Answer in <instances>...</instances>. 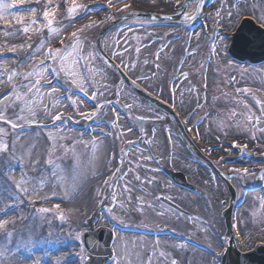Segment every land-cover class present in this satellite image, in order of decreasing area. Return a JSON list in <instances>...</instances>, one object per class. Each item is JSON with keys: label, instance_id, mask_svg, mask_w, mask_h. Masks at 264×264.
I'll return each mask as SVG.
<instances>
[{"label": "rangeland", "instance_id": "rangeland-1", "mask_svg": "<svg viewBox=\"0 0 264 264\" xmlns=\"http://www.w3.org/2000/svg\"><path fill=\"white\" fill-rule=\"evenodd\" d=\"M44 1L45 0H4L5 3L9 4L15 2L17 4V7L8 9L7 13L3 14L4 19H0V73H3V75L0 76V79L4 81L3 84H0V95H6L8 92H10L12 90L13 84L20 85L26 83V81L19 77H15L12 82H9L7 80L8 74L13 69H16L17 72L31 71L34 67H36L38 61L45 60V67H47V72L41 79V83L45 85L43 88L56 89L57 97L62 99V101L60 102H52L53 104H56V107L50 106L49 112L41 113L40 116L42 117V120L36 117L35 120L37 121V123L35 124L30 125L26 121L15 120L16 115L21 114L19 111L20 107L18 108V111H14V113L12 111L9 112V110H13V108H9L6 112V116L9 119H12L14 122L19 123L21 127L14 130L10 125L4 122H0V127H4L6 130L5 134L3 135V139L6 143L9 144L10 148V151L4 153L2 159H0V168L3 169L6 175L0 178V202L9 199V193L8 195H6L7 191L10 192L11 196H14L12 202H14L16 199L19 200L18 204L20 205V208L22 210L29 201H32L33 204L37 206L36 213L34 214L32 219L26 217L30 220H27L26 218L25 220L27 222L31 221L29 223L31 225V228L33 230L35 229L38 232L37 235L32 233L31 236L28 237L30 238L29 243H26V240L28 239L27 238L25 239V244H22L20 242H16L13 244L11 242L13 236L19 233L21 229H10L3 240L0 241V264H59L60 262H66L70 259L78 261L82 260L80 250L82 232L86 229L82 225L85 222V217L79 219L77 210L80 209L83 201H88L86 196L83 194L84 187H86L88 183L96 179L95 175H99V170L101 171V173H104L101 170V165L104 162L106 163V155L109 145L111 144L109 136H107V138L105 136L99 137L95 141H93V137L87 133L82 136L83 133H79V131H77L80 130L79 128H77V126L75 129H73L77 133L73 132L72 141H54L53 138H55L58 134L52 135V138H49V133H52L48 131L50 128L44 127L41 124L43 123L42 121L44 118L46 119L52 117L56 112L63 113V115L73 114L71 113V111H69L68 101L69 103H72L69 97H71L72 100H77L78 105L76 104L75 106L77 109L81 110L79 114L83 113V109L85 108V104L82 106L83 101H85L84 96L88 95L86 92H90V89H94L95 91L99 90L100 93H103V95H99V99H111L113 101H117L116 95L114 94V92L117 91V89L114 88V83H117L115 74L110 69L108 70V68L103 64L99 65L96 63L100 67H98L97 65L91 66V58L93 57V55H95L94 39L98 30L102 28L106 23L116 18V13L113 12V7L116 6L119 2L125 0H112V4L110 7L106 6L108 4V0H78L79 3L77 5V14L74 18H70L67 13L68 8L73 6V0H55L54 2L48 3L47 5L43 4ZM47 1L49 2V0ZM131 1L135 3L133 10L142 9L146 11V9L151 6H170L174 0ZM262 1L263 0H254L253 2L250 1L246 4H241L240 7L233 8L232 5L239 3V0H215L214 2L209 4L208 9L216 18L215 21H219V18H221L223 24H228L231 26L237 19V17L241 14L258 13L260 17H264V8ZM83 3L92 5L96 4L98 6L94 7L90 12H84L82 11L81 7ZM229 7H231L232 10H230L231 8ZM32 9H35L34 13L32 12ZM45 9H47L49 12L55 13L52 19L54 21V27H56L57 24L60 25V27L58 25V29H60L58 35L50 37L49 30L47 28H43L42 32L36 31V28H40L46 23V21L43 19V12ZM218 10L220 12L219 16L216 15ZM229 11L233 13V16L231 18H229L227 14ZM14 16L23 17L24 24H29L33 19V16H35V18L38 20V24L34 28L30 29L27 34H24L19 31L23 25L17 23V21L13 18ZM89 25L91 26L89 27ZM80 29L83 30L78 31L77 34L82 39L80 41V44L76 48L75 54L70 58L68 63L71 64L72 60L78 61L79 58L85 59L88 67V74L90 76L89 77L87 75V80L91 85L88 86L84 83L78 61V63L76 64V72L79 73L80 77V79H78L80 81L78 82V84L84 85L86 89L82 92V94H77L76 92L72 91V87H74L77 91H81L80 88L71 83V78L65 71L59 70L60 65L58 63L45 58L43 50L36 52L34 58H29V53H32L35 46L37 45L36 47H38L42 41H46V43L44 44V49H47L49 47L52 49L65 47L70 43L71 36H69V32H77V30ZM5 30L9 32H13L15 30L16 34L5 36ZM115 30L112 31L115 32ZM172 32H175V28L172 30ZM140 33L148 37L150 41L158 39L155 41H161V45H164L166 43L167 37L170 38V36L166 35V33L159 27L152 28V30L150 31L140 30ZM110 35H112V33ZM189 36L193 37L194 34H190L185 29V27H182L181 34L179 35L178 33H175L173 34L172 38H180L183 42L181 48L187 50L188 47H185V44L187 43ZM59 38H62L65 44L61 47V44L59 43L56 47H54L53 44L57 42L56 40ZM120 43L121 42L117 41L116 37L109 39V41L106 42V50L108 54L115 58L131 76L136 79H140L150 88H156L157 90H154L153 88L152 89L155 91V93L162 96L164 87H166L165 83L167 74H171L173 79L176 77V73L175 71H173V67L171 65L172 60L167 67L165 65V62L163 60L161 61V54H156V52L153 51L150 53V56L147 59H150L149 62L145 64L144 61H142L143 64L139 63V68L137 66L131 67V64H138V61L135 60L134 62L132 59H130V57H126L125 54H123V52L125 53L126 50H122L120 48ZM29 44L32 45L31 48L28 47ZM223 44L224 41H221L220 38L203 40V42L201 43V47L195 49L197 53L206 49L204 52L200 53V56L197 57V61L199 58H202L203 66L201 67V65H198L197 67L196 65H194L192 67L187 65L188 69L183 72L186 73L187 76L185 77L182 73L180 77L183 81V85L186 84L185 88L188 89V91L191 90V95L190 93L189 97L186 95L188 97L187 104L191 105L195 100L194 92L198 88V86H200V83L204 82L203 76L205 71L207 70V80L206 82H204L207 87L206 89L201 88V91L205 94L206 98H208V101L212 103L213 106L215 101H231L232 103L234 102L236 107L230 111L229 118H231L235 110H241V108L238 106V103H242L246 100H260L258 93L253 94L254 98H249L245 95L239 96L238 94L234 93L230 87L231 74L233 73L234 75L239 77V79L242 78V81L244 82H256L259 85H264V65H262V68L260 66L257 70V68H250L244 64H239L232 61L227 56V54H225L223 50ZM12 45H24V47H17L16 51L13 52L10 50ZM213 45H215L216 48L215 52H213ZM81 49L82 51L84 50V53L82 52L80 55H77L79 52H81ZM68 51H71V49L69 48ZM114 53L119 55H114ZM163 57L167 58L166 56ZM25 60L26 63L22 64L21 61ZM121 60L123 61V64L121 63ZM49 61H51L50 67L47 65V62ZM123 65H129V67H124ZM157 65H159V67H157ZM164 66L165 68H163ZM147 67L153 68L154 72L152 73L156 77L152 75L150 71L145 72L143 70L147 69ZM54 69H56L57 71L56 75L54 74ZM133 69H139V71L135 73L136 71H133ZM99 71H103L104 74L108 77V84L107 81L101 80L103 78L99 75L101 74ZM139 72H142L140 73L141 76L139 75ZM199 72H201L202 80H200ZM144 74L150 75L145 76ZM53 76L57 78V81L54 86L50 87V85L48 86L46 82H50V78ZM141 77H146L147 79H141ZM21 91H26V89H21ZM118 92L120 93V90H118ZM122 93L124 94V92H121V94ZM47 98L50 101V98ZM44 99L42 101L43 105L48 106L47 103L45 104ZM118 99L120 102H123L120 95ZM144 104H146V102H144ZM138 107L139 109L148 111V109L144 108L142 105ZM156 111L159 114L158 117H160V119L164 118V115H162V111L157 109ZM135 112L140 117H148L144 116L145 114H143V112L134 109V113ZM23 114L27 115V112ZM115 115L116 113L114 114L112 108L107 106L102 110V112H100L98 118H94L96 119L94 121L96 127L101 129L100 125H102L104 122H106L107 127H109ZM117 116H119L118 112ZM149 117L157 118L152 116ZM63 121V123L65 124L64 126L71 129L66 122L67 120L64 119ZM80 124H83V122H81ZM228 124H231V120H228ZM77 125L80 126L79 124ZM163 126L165 127L166 125ZM210 126L212 128L218 127L216 122H211ZM59 129L61 128H54V132H61L59 131ZM239 133L245 134L247 133V131L244 130L240 131ZM94 135H96V133H94ZM115 135H117V137L115 136L116 139L121 140L126 137L130 138L134 135V133L129 132L126 134H121L119 130H116ZM223 136H229V134H222L210 139L206 138L205 141L208 142L209 140H213L215 138L220 139ZM82 137L84 138L82 139ZM121 144L122 143L119 142V145ZM59 149H61V153H57ZM129 156L126 155L125 158H128ZM230 156L231 155H228L226 156V158ZM59 158H63L65 160ZM49 160H52L51 164L48 163ZM55 160L56 163L54 165ZM33 162L37 163L34 164ZM94 165H96L95 168H93ZM132 165H134V163H132L131 161L129 163L125 162L123 164V170H128L127 172L123 171V173L119 176L118 184L115 188V198L118 193L120 197L121 194H123L126 198L129 197L128 195H130L131 197H129V200L132 201V207H135L137 210L143 209L142 212H144L145 215L142 216V221L144 223L153 222L154 229L157 228V225H161L162 228L171 226L174 229L177 228L182 232L187 231V228L192 226L196 231H191L190 233L188 232L189 234L184 238H190L200 244L203 243L206 246L213 248L212 250H215L218 247L217 243L214 244L211 242V239L214 238V231L219 227L218 225H216L218 220L220 222L222 221L219 217H217V205L214 209L215 218L213 217L212 207L214 206L213 203L215 201H212L214 196L210 188L205 187L200 190L208 196V200L204 197H198L196 199L198 205L193 206L194 204L190 205L189 202L187 203L188 196H190L188 192L184 194L180 191L174 190L177 189L176 187L171 186L167 188L164 186L165 183L164 185L159 184L158 181L154 178V174H152V172H149L153 175L152 180H147L146 177L143 176V174L139 175V169L144 168V164L136 170L138 171V175L134 173L131 176L130 167ZM181 168L187 170V167L185 166ZM227 168L232 169V171L233 169L241 170L239 172H233L243 177L246 183L259 182L261 180L258 179V173L260 169L258 171L246 174L242 171L243 169H246L245 166L241 168V166H239L238 164H234L227 166ZM154 170L155 172H158V169L156 167L154 168ZM7 174H11V176L9 177L13 180H10L9 177H7ZM137 176H139V179H137ZM22 177H24V179L27 181L26 183H22ZM7 179L9 183H5V180ZM18 179H20L19 182ZM130 182L132 187H128L129 192L127 193L125 192L124 186ZM10 183H12V185H9ZM16 183H22V187L26 188L27 191L25 192L17 190L15 188ZM139 183H143L145 185L148 184V186H150L151 188L148 189L146 188L148 186L144 187L141 184L139 185ZM159 187H163L165 195L159 193ZM148 190H151V192H148ZM261 190L263 191H261V193L258 195L250 194L246 198L243 205H240L241 207L239 206V208L237 209L239 229L237 239L238 242L236 241L237 246L238 244H242L244 246L247 244H251L253 241H255V239H264V206H262L260 199L264 197V188H262ZM153 192H158L156 197L155 193ZM140 193L143 195L142 199H144V202H142L141 200L135 202L134 196H140ZM152 193L154 194V196ZM163 196L164 198H169L170 200L175 202V204L180 206L181 209L188 211V214L194 213L192 218L188 219L184 217V219H179L178 216H181L183 214L166 206L162 202ZM154 198L155 201H153ZM209 199L211 201H209ZM181 200L182 202H180ZM94 201H97L96 197L91 200L92 203H94ZM107 203L112 205V203L110 202ZM113 204L115 206V199L113 201ZM55 205H59V208H55ZM147 205H151V207L149 206L150 208H148ZM119 207L120 209L113 208L114 213H112H117V221L115 220V215L108 214L109 209L112 210V208L110 207L107 210L106 216L103 215L100 218L103 226L112 229L113 226L111 225L110 221L113 222V220H115V222H117L118 224H126L131 223V221L135 219L134 216H131L130 219L125 218L124 215L129 214L128 211L123 209L122 204H120ZM0 208L3 207L0 206ZM41 209H48L49 211L45 212L41 211ZM205 210L207 213L205 212ZM198 212L202 215V217ZM75 213L77 214V219H75L74 217ZM4 216V213L0 212V219ZM61 216L63 218H61ZM210 218L213 221V225L209 223L210 220H207ZM22 231L25 230L23 229ZM71 235L76 236L77 238L80 236L79 239L76 238V241L78 242L77 244L80 245V249H78L75 254H72L71 252L69 253V250L74 249L75 247L74 246L73 248H71L70 246V243H72L70 241ZM1 236H4V233L1 234ZM129 238L132 240V243L134 245L140 243H137V238L133 236H130ZM184 238L182 239L183 241L172 240V238H170L171 242L168 240V242H170L168 243L164 240L159 239L158 236H154L152 237V240L143 239L144 241L140 244V246L149 249L160 248L163 250L162 247L168 243L169 249L171 251L173 249L174 253H176L179 258L176 257V259H173L171 257L170 260L168 256L162 257L165 258L164 260L167 262V264H171L172 260H176L178 264H200V261L204 264H211L210 256L206 259L205 255L207 254L204 253V251L196 248L189 243H186ZM115 247L116 257H114L112 264H117V260H119V264H145L143 263L144 259L142 255H140L138 258H133V260L137 262H121V258H123V256L119 255L120 250L118 248H120V246L118 245L117 241ZM48 249H50L51 251L48 252ZM203 253L205 254V260L201 256V254ZM159 255L161 254H157V252H155L154 250V256ZM163 264L166 263L163 262Z\"/></svg>", "mask_w": 264, "mask_h": 264}, {"label": "snow or ice", "instance_id": "snow-or-ice-1", "mask_svg": "<svg viewBox=\"0 0 264 264\" xmlns=\"http://www.w3.org/2000/svg\"><path fill=\"white\" fill-rule=\"evenodd\" d=\"M192 2H197L199 3V0H185V3L183 5H181L182 9H186L188 6H190V4ZM249 0H239V3L237 4H233L232 7L233 8H237L240 7L241 4H246L248 3ZM177 4H180V0H176ZM112 4V0H108V4L106 5L107 7H110ZM17 7V4L14 3H5L4 0H0V19H4L3 13L11 8H15ZM130 5L129 4H124L123 8L127 9L129 8ZM77 9L78 6L75 3V0H73V6L68 8L67 13L68 16L70 18H74L75 15L77 14ZM199 10V8H198ZM32 12H35V9H32ZM229 18H231L233 16V13L231 11H229L228 13ZM240 14V13H237ZM55 13L54 12H49L47 9L44 10L43 12V19L46 21V23L44 25H42L40 28H36L37 32H42L43 28H47L49 30V35L54 36V35H58L60 32V29L56 28L53 26L54 21L52 19V17H54ZM183 15L186 19H193L194 17L189 15L187 13V11H183ZM217 16L220 15L219 10L216 13ZM17 23L23 25L22 28L19 30L24 34H27L30 29L34 28L37 24H38V20L35 18V16H33V19L31 20V22L29 24H24L23 20L24 18L21 16H14L13 17ZM166 19H171V17H166ZM261 20H264V17H260ZM91 25H89L90 27ZM83 29L77 30V32H73L70 38V43L69 45L62 47V48H58V49H52V48H47L44 49V44L46 43V41H42L40 43V45L35 49L34 52L29 53V58H34L36 52H39L41 50L44 51V56L46 59L51 60L55 63H58L60 65L59 70L61 71H65L68 75L73 77V83H78V79H79V73L76 72V64L78 63V61L76 60H72L71 64L68 63V61L70 60L71 57H73V55L75 54L76 48L78 47V45L80 44L81 41V37L78 36V31H82ZM15 30L13 32H9L7 30L4 31V35L5 36H11V35H15ZM199 35V34H197ZM61 44H63V39H61ZM17 47L23 48L24 45H12L10 50L15 52ZM29 48L32 47L31 44L28 45ZM71 49V51H68V49ZM136 52H139L140 49L137 48L135 49ZM216 51L215 45H213V52ZM114 55H119L114 53ZM21 63H26L25 61H21ZM121 63L123 64V61L121 60ZM144 63H147V60L144 61ZM115 66V65H113ZM124 67H129V65H123ZM131 67H135V63L130 65ZM157 67H159V65H157ZM47 72V67H45V60H40L37 62L36 67L33 68V70L31 71H27V72H17L16 69H13L7 76V80L9 82H12L13 79L15 77H19L22 78L24 81H26V83L20 84V85H16L13 84L12 90L10 92H8L6 95H0V122H4L8 125L11 126L12 129H17L19 127H21V125L17 122H14L12 119H9L6 116V112L8 111L9 108H15L17 106V104L20 105L19 111H20V115H16L15 120L16 121H26L28 124H35L37 123V121L35 120V117L37 115L36 110H35V106L38 105L39 103H41L45 97V95H50L55 97L56 94V89H51L50 92L45 93L42 91L43 87L45 86L44 84L41 83V79L44 76V74ZM3 73H0V76H2ZM183 75L186 77L187 74L183 73ZM35 77V79H31ZM141 79H147L146 77H141ZM4 81L2 79H0V84H3ZM46 83H50V82H46ZM133 83H135V81H133ZM21 89H26V91H21ZM81 91H85V89L83 87L80 88ZM239 91V90H238ZM244 91L246 92H250V90L245 89ZM99 95H103V93H99ZM97 96L96 92H93L92 94V99L95 100ZM69 99L72 101V105L75 106L77 104V100H72L71 97H69ZM256 103L259 105V108L261 110V112H264V101H260V100H256ZM53 107H56V104L54 103L52 105ZM97 107H103V105H97ZM130 107V106H129ZM245 107H248V105H245ZM44 111L47 113L49 112L48 106L44 105ZM114 111V110H113ZM27 112V115H24L23 113ZM81 115H83V113H81ZM91 115H97V113L93 112ZM233 115H235V113H233ZM160 117H157V119H159ZM62 119V114L57 112L55 115L52 116V121L53 124H55L56 121L61 120ZM247 119L249 121L255 119L257 124H260L261 121L253 116H249L247 117ZM112 126L113 127H117V122L114 120L112 122ZM44 127H47V125H44ZM5 128L4 127H0V159H2V156L4 153H7L10 151L9 148V144L5 142V140L3 139V135L5 134ZM128 132H131V129H127ZM49 138H52V133H49ZM253 138H255L253 136ZM233 145L235 147H240L239 144H237L235 141H233ZM246 147V146H244ZM34 164L37 162H33ZM49 164L52 163V160L48 161ZM117 171H119V169H117ZM233 171L235 172H239L241 170L239 169H233ZM244 173H248V169H243L242 170ZM262 172H264V169H261ZM115 176V174H113ZM5 173L3 171L2 168H0V178L4 177ZM264 178V177H262ZM137 179H139V176H137ZM27 181L24 179V177H22V183H26ZM151 182V181H149ZM5 183H7V180H5ZM22 183H16L15 184V188L17 190L20 191H27L26 188L22 187ZM105 183H107V181H105ZM125 191H129L128 186L125 185L124 186ZM9 199H13V197L11 195H9L8 197ZM115 199V196L113 197ZM261 199V204L262 206H264V197L260 198ZM151 207V205H149ZM55 208H59V205H55ZM5 211V209L0 208V212ZM41 211H49L48 209H41ZM141 211H143V209H141ZM61 218H63L61 216ZM8 223V221L5 220H0V228H4L5 225ZM161 255H164V253H161ZM117 264H119V260H117ZM148 264H151V258L149 257L148 259ZM171 264H178V262L176 260H172Z\"/></svg>", "mask_w": 264, "mask_h": 264}, {"label": "bare ground", "instance_id": "bare-ground-1", "mask_svg": "<svg viewBox=\"0 0 264 264\" xmlns=\"http://www.w3.org/2000/svg\"><path fill=\"white\" fill-rule=\"evenodd\" d=\"M49 1L50 2H53L55 0H49ZM195 7H196L195 6V2H192L190 4V6H188V8L186 10L187 13L189 15L193 14V11H194ZM7 11L8 10H6L3 14H6ZM123 24H125V25H123L120 28L116 29L115 32H112V35H109L106 39H104L105 40V43L107 41H109V39L116 37L117 41H120L121 42L120 43L121 44L120 48L122 50H126V52L125 53L123 52V54H125V56L128 57V58L130 57V59H132L134 62H135V60H137L138 61V64H135V66H137L139 68V63L140 64H143L142 61L147 60L149 58V56H150V53L153 52V51H155L156 49H158L160 43H156L155 41H150L148 39V37H146L145 35H143L142 33H140V30L150 31V30H152V28H154L151 25H146L148 23L144 22V20L141 19L140 17H138V16H130L129 18H126L124 20V23ZM58 25L59 24L56 25V28H58ZM59 27H60V25H59ZM36 46L33 49V52L37 48ZM141 47H144V48H141ZM175 47H177V42L169 43L165 47V49L162 50L161 54L162 55H165V56H169L167 54L168 53H171L172 50ZM135 48H139L140 51L139 52H136L135 51ZM188 59H190V57L189 56H186V59L182 63L181 69L186 70L187 69V65L193 64V61L187 64V60ZM149 61H150V59L147 60V62H149ZM140 69H142V68H140ZM143 70L145 72H149V71L151 73L154 72L153 71V68H148V67H147V69H143ZM133 71H136L135 73H137L139 71V69L138 70L137 69H133ZM99 72L101 73L102 76L104 75L103 74V71H99ZM140 73H142V72H140ZM144 75H146V74H144ZM152 75H154V74L152 73ZM70 77H72V76H70ZM31 79L34 80L35 77H33ZM101 80L105 81V78H103ZM107 84H108V81H107ZM173 84H175V86H176V91H175L176 101L177 102H180L182 99H185L186 95H188V91H186V89H185V85L186 84L183 85V81L182 80H178V79L174 80ZM51 89H53V88H43L42 91L43 92L45 91V93H48V92L51 91ZM127 93L128 92L125 90L124 91V97L128 100L129 104L135 106L136 105V102L134 101V99H132L131 97L127 96ZM56 101H58V99H56L55 97L52 96V99H51V101H50V103L48 105V109L50 108V106L53 105L52 102H56ZM19 107H20V105L17 104V106L15 108H13V110H9V112L12 111L14 113V111H18V108ZM35 110H36V113H37L36 117H38V118H40V120H42V117L40 116V114L45 112L44 111L43 102L41 104L39 103L38 105H36L35 106ZM118 124H119V122H118ZM56 127H60L62 130L59 129V131H61V132H54V128L49 129L48 131L49 132H52V133L54 132L52 135H57L58 134L56 136V139L57 140H67V139H70L71 134H73V131L72 130L67 129V128H65L62 125H57ZM132 154H133V157H136V155H137L136 152H132ZM176 161H177V163H182L184 165H189L190 164V162H189V164L186 163V160L183 159V158H177L176 157V158L173 159V162L176 163ZM146 165H148L147 162H146ZM148 167L151 168V166H148ZM193 175L195 176V174H193ZM9 176H11V174H7V177H9ZM159 178H161V177H159ZM9 179L10 180H13L10 177H9ZM19 181H20V179H18V182ZM7 182H8V179H7ZM162 182H164V180H162ZM9 185H12V183H10ZM0 187H1V184H0ZM3 188H4V184H3ZM178 191H180L181 193H184V194H186V192H187L186 190H182V189H179ZM8 193L10 195V192H8V191L6 192V195H8ZM189 194H190V196H188L187 203L190 202V201H192L196 197V195H193L192 193H189ZM12 197H14V196H12ZM18 202H19L18 199H16L15 202H12V199H8V200H5V201L0 202V206L3 207L2 209L13 208V210L14 211H17L20 215H24L25 214V211H28V210L27 209H23L22 210L21 208L17 207L15 204L18 203ZM28 204H29V206H32V207L35 208V205L32 204V201H29ZM5 212H6V210H5ZM5 216L6 217L1 218L0 220L8 221V224H11L10 225V229L11 230H13V228L14 227H17V226H19L18 227L19 230L21 229V231L19 233H17L16 235L13 236V238L11 240V242L13 244L16 243V242H20L22 244H25V239H27L28 237H30L32 233H34L35 235H37L38 232L35 229L33 230L31 228V225L29 224L31 221L26 222L25 219L23 218V219H21V223H19V221H17L18 222V224H17V222L14 221V219H15L14 215H9L8 216V215L5 214ZM23 229L25 231H22ZM6 234H7V232L4 234V236H2L0 238V241L3 240V238L5 237ZM130 236H135V237H139V238L142 239V236L140 234H131V233H125V232L116 233V238H117L116 241H118V245L120 247H122V249H123L122 253H127L128 251H130V250H132V249H134V248L137 247V246H130V244L132 243V240L129 238ZM162 239H166V236H164ZM29 240H30V238H28L26 240V243L27 242L29 243ZM116 241H114V242H116ZM138 245H140V243ZM112 248H114V249L116 248L115 247V244L112 245ZM140 248H142V247H139L138 246L134 250V252L135 253H138V249H140ZM50 251L51 250L48 249V252H50ZM147 252L149 253L148 249L145 248L144 249V253H147ZM171 253L176 254L173 251H171ZM142 257H143V259L147 260V257L145 255H142ZM159 262H160V264L162 262H165L166 263V261L164 259L159 260Z\"/></svg>", "mask_w": 264, "mask_h": 264}, {"label": "flooded vegetation", "instance_id": "flooded-vegetation-1", "mask_svg": "<svg viewBox=\"0 0 264 264\" xmlns=\"http://www.w3.org/2000/svg\"><path fill=\"white\" fill-rule=\"evenodd\" d=\"M232 10V9H230ZM235 22V21H234ZM234 25V23L230 26L228 24H225L226 27H232ZM136 102V108L138 111L143 112V114H145L144 116H155V113L148 112V111H144L142 109H139L138 106L143 105L144 103L141 101H135ZM175 104L177 106V108L184 112L186 111V105L184 103L181 102H176ZM137 114V113H136ZM138 115V114H137ZM169 114H166V116L164 117V120L162 122L163 125H166L164 128H162L161 130L159 129H155L153 127V125L151 126V123L153 122L151 119L152 118H143L142 120H144L142 123L144 125H150L151 129L148 130L149 134H148V142H147V146L150 150H153V148H155L157 151L161 150L162 152L165 153V149L166 148H171V149H177L180 152L184 151L183 146L181 145V138L179 135V132L176 128V126L174 124H170L171 122V116ZM211 115V114H208ZM168 122V123H167ZM212 121L209 120V122H207L203 127L198 128L199 127V123H195L190 121L189 123V127L190 130L193 131L196 130L198 132L199 137L205 141L206 138H213V134L215 133V128H212L210 126V123ZM251 123H254V119L251 120ZM143 136H145V132L142 133ZM163 142V147H161V143ZM209 141H213V140H209ZM212 151H216L215 149H211ZM217 155V153H216ZM179 161V160H178ZM177 166L180 167L179 163H177ZM189 175L190 178L193 179L195 182H200L201 179V175H202V170L201 167L199 165H197L194 162H191L189 165ZM195 174V176L193 175Z\"/></svg>", "mask_w": 264, "mask_h": 264}, {"label": "water", "instance_id": "water-1", "mask_svg": "<svg viewBox=\"0 0 264 264\" xmlns=\"http://www.w3.org/2000/svg\"><path fill=\"white\" fill-rule=\"evenodd\" d=\"M231 52L236 57L241 59L248 58L251 61H260L264 59V35L257 33L252 28L248 26H243L239 29V31L235 34L233 38V44L231 47ZM228 218V215H227ZM93 237L88 238V243L90 245L91 257H93L91 244L93 242ZM259 253V254H258ZM264 256V249H261L260 252L257 250L256 252L250 253L246 255V258L251 257L253 260H261V257ZM246 258L244 260H246ZM242 257H237L234 254L232 246L227 250L225 256V262L227 264H239L242 261ZM241 264V262H240Z\"/></svg>", "mask_w": 264, "mask_h": 264}]
</instances>
